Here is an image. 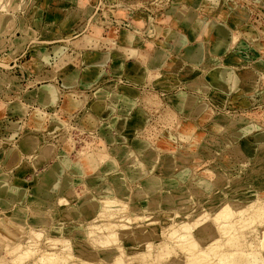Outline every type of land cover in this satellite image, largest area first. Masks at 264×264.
<instances>
[{
    "label": "rangeland",
    "instance_id": "374dc122",
    "mask_svg": "<svg viewBox=\"0 0 264 264\" xmlns=\"http://www.w3.org/2000/svg\"><path fill=\"white\" fill-rule=\"evenodd\" d=\"M185 1L187 0H183L182 2ZM191 1L196 5L195 9L198 10V15L195 14L194 16L196 17L195 19H197V22L202 23L201 26L211 20L217 23L215 29H217L218 32L231 30L230 32L233 35H236L230 38H226L223 35V41H227L230 44L228 49L221 55H214L215 58L213 61H210L212 59H208L206 63L196 66L197 69L202 70L198 72H195L194 69L190 68L194 67V65L192 63L189 64L187 51L195 50L188 49V39L184 34L181 35L185 38L186 46L180 47L182 48L181 50H176L173 48L175 42L172 43L174 39L172 38L170 40V44L172 43L170 46L167 41L171 36L170 33H175L173 30H167L164 32L167 44L164 41L162 42L158 36L152 35L148 32V28H152L151 24L152 22L154 23V20L157 22L156 28L159 26L167 27V25L172 27V24L166 23L165 20L166 16H169V12L170 15L172 14V17L175 16L173 17L172 23L176 26L177 23L175 22V18L177 13L187 15L189 10V8H187L188 5L186 6L184 3L183 4L186 7L182 5V10L173 8L174 6L180 5V3H182L181 0H95L94 4L84 6L83 9L86 13L85 16L87 19L78 26L81 35L94 33L101 38L103 45L110 43V46H115L118 42L125 41V34L128 35L132 42H135V34L138 33L137 31H135L136 33L133 32L131 28H135L136 25L140 29L144 28V31L148 34L147 36L145 35V37L148 38V43L145 39L147 43L146 49H149L148 51L152 54V61H155L158 58V53L155 51H164L166 60L164 59V62L159 63L158 68L156 67L157 69H149L150 79L156 75V72H159L161 76L155 80H148L147 73L132 72V74L130 73V76L134 78L132 79L131 77H128L130 80L132 79V84L128 86L138 87L140 90L137 88H131V91L127 90L124 92V94H134V96H137L136 92L139 91L140 97L138 96L137 107L143 108L145 115H147V124L144 127H142V125L136 126V129H138L136 132L135 127L128 126V118L116 117L111 124L114 130L111 132L106 128L103 132L99 124L94 127H89L87 120L83 119L81 111L74 110L68 112V115L66 116H61L58 109L53 108V110L48 113L45 109L38 107L31 117V120L35 121L38 125L37 131L38 134L44 138L42 140L51 143L50 146L52 148H46V151H49V154L42 163L38 162L36 171L32 173L34 174L33 176H36L37 178L36 189L34 188L35 183H33V180H31L30 183V193L34 195L33 203H29L28 206H25L26 210H24V214H19L20 216H13L8 212L0 215V257L4 260V264H22L24 261V259H21V256H18V258L17 256L13 257L12 254L14 252L9 253L12 248L8 249L7 246L4 245L9 240L12 244H17L19 241L23 244V247L25 246L27 248V245H30V249H28L33 252L31 253L33 254L32 256L39 257L36 262L33 257L28 259V255H25L26 257L24 258H27V261L24 264H54L52 257L58 256V253L56 252L59 249L61 250H59V256H65L69 252V247H72L69 252L71 253V251H74L75 248L77 249L79 245H82L79 243L80 241H88L90 236L94 237V235L89 233V231L91 232L92 230L104 234H108V232L109 234L110 232L120 234L118 237L121 240L119 239V241H117L118 243H122L125 238L124 236L128 235L129 232L131 233V231L133 232V230H138L139 234L142 232L143 234L145 233L148 235L151 234L150 232L157 231L160 240L157 241V239H154L155 242H152L154 247L149 243L137 242L133 245L134 249L132 250V253H122L113 260H102L104 246L108 243H100L98 245L99 242L94 243L89 240L92 242L89 244L90 255L88 256H90L89 258H92L89 259L90 264H100L101 261L99 260H102V262L105 261L106 264H138L140 262L138 261V257H144V262H146L145 257H148L150 251L152 255L149 254L148 259L149 262H151V257L154 255V252L163 249L165 242L168 244L173 242L172 244H174L175 247L178 248L177 250L180 251V255L185 256L188 252H186L188 245L185 244L184 246L183 239V242L181 240L180 243L176 238L169 235L171 234V231L169 232V230H171L169 227H173L174 220L181 219L183 220L182 225L187 222L191 225L194 223L193 219L196 218L198 223L193 224V229L189 228V230H191L188 231V228H183L182 230L184 232L186 231L185 233L192 232L193 235L199 234L198 232L203 233L205 232V229L203 230L202 228L205 225L207 227L209 225L211 228L216 227L215 225L218 223L215 218V213L218 207L221 206L219 203L225 201L228 202V208L232 209L231 215H229L228 218L231 217L229 219L226 218L230 220L228 222H233L232 236L233 234H239L240 237L244 239L242 233L255 228L260 229L262 227L261 225H264V220L262 219L264 218V211H261L262 208L257 207L256 212L259 208L261 209L257 212L258 214L254 213L255 210L252 208L255 207L253 205L259 204L257 200H264V0H218L217 12L213 11L214 13L210 12L209 7L212 0ZM198 8H201L202 12L204 14L206 13L205 15L210 16L208 17L209 20H206L199 15ZM137 15L141 16L137 17ZM190 15L191 13L188 14V16ZM136 18H138L139 21ZM220 21H223L224 25L228 22L229 28L226 26H219L218 23ZM187 27L192 32L194 38L200 39L199 37L202 35L197 34L198 32L193 33L192 27ZM152 29H154V26ZM127 31L130 33H127ZM139 34L142 35L141 33ZM216 34V32L208 34L205 36V40L216 41ZM66 38H70V36H67ZM233 38L235 39L233 40ZM155 41H158L157 43L162 45L161 49L155 46ZM202 42L203 41L199 40L198 46ZM214 44L215 42L211 45V51L213 54H218ZM189 45L193 44L191 43ZM124 46H126V44ZM39 51L47 52L45 48H42ZM15 52L16 50L10 52V54L12 55ZM104 56L105 55H100V60H103ZM143 56L147 55L144 53ZM77 57L81 60L82 54L77 52L68 53V55L65 56V62H67L66 67L71 68L73 65L74 67H76V65H82L80 64L81 61L76 62L78 59ZM141 58L142 56H139L138 59L137 57H129L126 60V64H129L131 67L137 61L141 60ZM46 59L48 60L44 65H49L50 55H48V58ZM71 60H73L75 64H73ZM62 61L63 60L60 59L55 67L61 64ZM208 61L210 62L208 63ZM169 62L171 67L165 68L164 65L167 66ZM38 63L40 62L38 61ZM92 63L95 62L89 64V71L87 69L88 72L92 70L91 73L86 74H89L90 77L93 78L92 80H94L95 77L101 76L99 73L101 72V67L96 68V64ZM152 63L156 65L155 62ZM153 64H150V67H152ZM107 66L108 65H106L105 68V74H107L105 80H114L113 83L104 84L109 90H113L112 87H115L114 83L117 85V81L121 84H123V82L130 83L126 78L127 74L124 73L125 71L123 72L124 65L122 62L118 64L117 68H115L116 72H118V70V73L122 72V74L118 76L113 73V68L108 66L110 68V70H108L109 68ZM210 67L212 79L214 68L222 67L223 70L228 71L229 80L227 86H231L236 78L239 80L241 79L237 88L238 90L225 94L220 91V89L224 90L227 87L219 86L214 80L215 84L220 88H218V90L211 82V78L206 76L205 70ZM137 69L139 68L137 67ZM143 69L146 70L145 68ZM3 70L4 71L0 70V80L4 81L0 82V86L3 82L7 86V83L10 82L9 80H15L16 78L10 73L5 72L7 69ZM9 71H13L12 73L16 74L14 70ZM61 72L68 75L72 70L67 71L65 69ZM78 72L79 70L75 71V74L72 75L74 80ZM135 80L138 82L147 80V83L143 84V81L142 84H135ZM204 81L211 84V89L206 92L200 91L196 88L197 85H203ZM9 86L4 88V93L6 97H8V106L12 108L14 113L23 115L26 112V106L20 101H11V99H13L10 94V89L12 88L11 82ZM120 86L126 87L125 85ZM120 86L115 88L114 93L118 92ZM141 86L143 88H141ZM97 89L98 87L95 88L93 95L97 92ZM85 92L86 91H83L82 93L85 94ZM48 93L50 99H52V101L55 100L54 106L60 105V92L53 91ZM183 94L192 95L200 102H203L198 103L191 98L187 101L184 110L193 114L195 118L190 117L181 111L180 104H184V100L176 99V97ZM78 96L79 95H76L75 99L71 98L70 101L66 103V107H76L78 104H82L83 106L85 103L84 98L82 97V99ZM85 106H87L86 103ZM95 108L97 109V105ZM101 110L102 111L98 113L104 112L106 106L104 105V108ZM138 113L142 114L140 110L136 111L132 117L133 123L130 121L133 126L137 125L134 121L135 118L139 116ZM122 114H124V112H122ZM92 116L95 117V115ZM92 116H90L89 119H91ZM12 124L15 126L14 123ZM24 124V121H21V125ZM41 129L43 131H41ZM35 139L34 137L28 139L32 141L31 144L33 146L36 142ZM129 143H132V145ZM30 147L32 146L30 145ZM39 150L40 149H38V151ZM154 153H156L157 156L154 164H152L149 159ZM170 153L175 155V159L173 156V158H171L172 160H167V165L172 169L171 171H167V169H165L166 167L162 166L165 161V156L170 155ZM136 154L138 160H135L134 158L132 159V156ZM87 155L94 156L98 159H95V164L93 163L94 165L90 166L86 163L87 166H85L86 164H83L85 163L84 158H86ZM82 158L84 159V162L82 161ZM107 158H111L115 162L116 168L114 172H105L103 169ZM67 159H70L69 161L71 164L73 163V165H75L73 168L65 166L64 163ZM181 160L183 161L181 162ZM60 163L61 165H64L66 171L62 170L63 168ZM75 163L77 165L79 164L78 168ZM141 163L144 164L145 169L144 166L142 167ZM95 165L98 167H95ZM141 167L142 172L139 173ZM50 168H55L57 171H60L61 176H57L60 179L62 178V180L65 178V175L73 177V184L69 186L70 188L65 194L62 195L64 188L61 192L51 189L52 193L55 195L53 204H49V201L52 199H48L47 192L41 188H44L45 184L47 187L49 180L51 181L50 184H55L56 179L49 178L47 180L45 177V172L47 170L49 171ZM186 170H191V175H188ZM94 173L96 177L99 176L97 178L98 182H93L89 179L91 176H94ZM115 173L117 175L118 173H122L121 175H118L120 179H115ZM50 174H52V172H49L48 176ZM30 176L31 174L29 176L25 174L24 177L28 179ZM122 177L124 179H121ZM172 178L174 180L173 182ZM43 181L45 183L41 186L40 183L43 184ZM121 181L125 184L123 186H125L126 189L127 185H129L127 190L130 189V193L125 190L126 194H124V191H121L123 190L121 188ZM102 182L113 190L111 191L112 194L114 193L112 199L116 201V203H109L108 205L105 203L104 206L100 205V210L96 213L97 215L94 214L89 216L84 210V204L88 201L85 198L91 192L96 195L94 201L104 197V195H102L103 189L97 187L98 184H101ZM117 184H120L121 186H116ZM204 184H206L205 192L203 188ZM115 187H118L121 193L118 191L119 189H115ZM57 193L59 195H57ZM59 198H62L64 201L58 202ZM179 198L182 199L179 200ZM44 199L47 200L45 201ZM152 201H155V204ZM40 202L43 205H40ZM182 206H185V209ZM103 210L104 212H102ZM45 212L52 217V220L49 222L47 220L46 223L42 224L36 222V220L39 219V215L45 214ZM246 214H250V218ZM251 214L255 216L253 217ZM241 215H243V217ZM234 218L241 221V224L240 222L239 224L236 222V224L234 222L236 219L234 220ZM226 219L225 222H227ZM13 223H15V226H12ZM93 224L94 226H92ZM41 225L44 226L42 227ZM91 226L92 229H89L88 227ZM163 226H165L164 229ZM238 226L241 227L239 228ZM17 227L20 228V233H16V235L9 234V228L15 230ZM104 227L106 229H104ZM43 230L45 231L43 232ZM78 230L82 232L84 231V233L81 232V238L78 237L80 236V233H77L79 232ZM215 231L217 235L221 233L219 227ZM38 232L43 236H41V240H38V237H35V233L37 234ZM76 233L78 234L77 236ZM87 235L89 237H87ZM75 238H78V240ZM114 238H117V236L115 235L111 238L112 243ZM149 238L152 239V236ZM52 239H57L67 243V245L71 244L72 246L69 245L68 248H64L65 251L63 245L61 247L58 245L59 248H57V244H55L56 247L54 245L52 246V243L50 244L49 242ZM38 241L41 242L38 243ZM186 241L187 240H185V242ZM188 242H190V239L187 243ZM36 243L40 244V248H34V246H37ZM75 243L79 244L77 245ZM115 243L114 240L112 245H115ZM243 243L246 245L242 246L245 250H256L255 252L253 251L254 253L251 252V255L255 256L257 251H261L259 252L260 255L259 253L256 255H263L262 257H264V254H262L264 253V245L261 242V239H250L248 243L244 240ZM48 244H50V247ZM179 247H181V249ZM185 247L186 249H184ZM226 247L233 248L234 246L228 245ZM20 248L21 247H19V249ZM15 251H18V249ZM34 251H37L39 254ZM62 251L66 253L63 252V254L61 253ZM54 252L56 255L53 254ZM74 252L76 254L77 250ZM51 253L54 256L50 255ZM69 253L67 255L71 260L69 259L70 262L68 261L67 263H74L72 262V258H74L73 256H75V254ZM31 254L29 252L30 257ZM131 254L134 255L132 256ZM49 257H51V261L49 260ZM154 257L158 258L156 255ZM16 258L17 260H15ZM211 259V262L214 261V258ZM210 261L208 260V263ZM163 262L164 260H154L153 264H163ZM211 262L210 264H213L215 261L213 263ZM263 263L264 260L260 264ZM164 264L167 263L164 262Z\"/></svg>",
    "mask_w": 264,
    "mask_h": 264
},
{
    "label": "crops",
    "instance_id": "0c3cea01",
    "mask_svg": "<svg viewBox=\"0 0 264 264\" xmlns=\"http://www.w3.org/2000/svg\"><path fill=\"white\" fill-rule=\"evenodd\" d=\"M182 1L183 0H181V2ZM94 2L95 0H62L61 3L60 0H0V70L4 71L3 69H7L5 72L10 73L17 79L9 80L12 84L10 94L13 99H11V101H20L26 106V112L23 115L12 111V108L8 106V97H6L4 93V88L8 87L10 82L7 83V86L3 82L0 86V215L8 212L13 216H20L19 214H24L23 212L26 210L25 206H28L29 203H33L34 195L30 193V183L31 180H33V183H35L34 188L36 189L37 178L36 176H33L34 174L32 173L36 171L38 162L42 163V161L45 160L46 156L49 154V151L47 152L46 148H52L50 146L51 143L44 142L45 140H42L44 138L39 135L37 131L38 125L35 121L31 120V117L38 107L45 109L48 113L51 112L53 108L58 109L61 116H66L68 115V112H72L74 110L81 111L83 119L87 120L89 127H94L99 124L103 132L106 128H108L111 132L114 130L111 124L116 117L128 118V126L135 127L136 129V126L139 125L133 126L130 121L132 122V117L138 110H140L145 117V124H142V127L147 124V115H145L143 108L137 107L138 96L140 97L139 91L136 90L137 96H134V94H124V92L127 90L131 91V88H137L140 90L138 87L128 86L132 84L131 80L134 78L130 76V73L132 74V72L147 73L148 80H155L161 76L159 72H156V75H153L154 77H151L152 79H150L149 69H157L158 64L164 62V59L166 60L164 51L154 50L158 53L157 55L161 56H158L155 61H152V54L148 51L149 49H146L148 38L145 37V35L147 36L148 34L144 31V28L140 29L136 25L135 28H131L133 32L137 31L138 33L135 34V42H132L128 35L125 34V41H120V43L118 42L115 46H110V43L103 45L101 38L94 33L81 35V31L78 26L87 19L83 8L85 5L94 4ZM183 3L186 4V6H189H187V8H189L187 15L190 14L189 11L198 15V10L195 9L196 6L191 0L182 2L180 5L174 6L173 8L182 10L181 6L184 5ZM198 9L199 15L204 17L206 20H209L208 17L210 16L205 15L206 13L204 14L201 8ZM74 11H78V16L76 18L72 16ZM173 17L169 12V16H166L165 19L166 23L172 24V27L167 25V27L171 28L161 26H159L160 28H156L157 22L154 20V23L151 21L152 28L154 26V29L149 27L148 32L152 35L158 36L162 42L164 41L166 43L164 32L167 30H173L176 34H184L188 39V43L193 44H188L189 50L198 49L199 40L204 41L206 37L202 35L199 37L200 39L194 38L192 36V32L185 24L179 22L175 26L172 23ZM218 25L221 27L229 26L228 22L224 25L223 21H220ZM127 33L130 32L127 31ZM67 36H70V38H66ZM145 39L147 40V43ZM171 39V37L167 39L169 46L174 43V41H172L170 44ZM155 42V46L161 49L162 45L158 44V41ZM213 42L215 41H209L207 43L208 47L211 48ZM125 44L126 46H124ZM131 46H134L135 48ZM42 48H45L48 53L39 51ZM173 48L176 50L182 49L177 45H174ZM15 50L16 52L11 55L10 52H14ZM70 52L82 54L81 60H79L78 57L76 60V62L81 61L80 64L82 65H76V67L73 65L71 68L66 67L67 62H65V56H67ZM144 53L147 56H143ZM48 55H50V64L44 65L47 63L46 61L48 59L46 58H48ZM100 55H105L102 62L99 61L101 58L99 57ZM139 56L147 58L149 63H143L141 58L142 61H137L131 67L129 64H126L127 58L137 57L138 59ZM60 59L63 61L55 67L56 63L60 61ZM206 59L207 56H204L201 59L202 61H200L197 65L199 66L200 64L206 63ZM38 61L40 63H38ZM71 61L73 62V60ZM91 62H95L92 64H96V68L97 66L101 67V72H99L101 76L95 77L94 80H92L93 78L89 75L92 70L88 72V66ZM121 62L124 65L123 72L125 71L124 73L127 74L126 78L130 81V83L128 84L123 82V84H121L117 81V85L114 83L115 87H112L113 90H109L104 84L113 83L114 80H105L107 77V74H105L106 65L113 68V73L118 76L122 74V72H116L115 68H117L118 64ZM152 62H155L156 65ZM188 62L191 64L189 60ZM73 64L75 63L73 62ZM150 64H153L152 67L149 66ZM137 67L139 69H137ZM164 67L170 68V62L167 66L164 65ZM190 68L194 69L195 72L202 71L195 67ZM65 69L67 71L72 70V72H69L70 74H66V76L64 72H61ZM210 69L211 67L205 70L206 76L211 78V82L218 89L219 87L215 84V81L211 77ZM9 70H14L16 74H13V71ZM78 70L79 72L74 80L72 75ZM108 70H110V68ZM86 73L89 74L87 75ZM128 77H131L132 79L130 80ZM240 80L236 78L231 86H227L224 90L219 89L225 94L237 91ZM2 81L4 80H0V82ZM135 82V84H142V82H138L137 80H135ZM146 83L147 80L143 82V84ZM120 85H125L126 87H121ZM118 86H120L118 92L114 93L115 88ZM97 87V92L93 95L95 88ZM210 87L211 84L204 81L203 85H197L196 88L200 91L206 92L211 89ZM141 88L143 87L141 86ZM53 91H58L60 92L59 94H61L60 105L58 106H54L55 100L52 101V99H50L48 92ZM83 91H86L85 94L82 93ZM76 95H79V98L83 97L87 106H85L84 103L83 106L82 104H78L76 107H66V103L70 101L71 98L75 99ZM190 98L198 103H203L196 97L189 94H183L176 97V99L184 100V104H180L181 111L186 115L195 118L193 114L184 110L187 105V101ZM102 103L106 106V110L102 113H98L99 110L96 109L95 106ZM122 112H124V114H122ZM92 115H95L94 121L89 119ZM21 121H24L25 124L21 125ZM12 123H14L15 126ZM137 130L138 129H136V132ZM41 131L43 130L41 129ZM33 137L34 139L36 138V142L34 146L30 147L31 143L28 139H32ZM114 138L112 139L115 140ZM129 144L132 145V143ZM38 149L40 150L38 151ZM62 168V170L66 171L63 166ZM49 172L61 176L60 171H57L55 168H50L49 171L47 170L45 172L46 178ZM25 174H27V176L31 174V176L26 179V177H24ZM93 175L94 176H91L89 179L93 182H98L97 178L99 176L96 177L95 173ZM63 179H65L68 184L64 187L62 195L65 194V192L70 188L69 186L73 184V177L65 175V178ZM44 183L45 182L43 181V184L40 183V185L43 186ZM44 186L46 187V184ZM49 193L52 194V190L49 191ZM48 199L51 198L48 197Z\"/></svg>",
    "mask_w": 264,
    "mask_h": 264
},
{
    "label": "bare ground",
    "instance_id": "6f19581e",
    "mask_svg": "<svg viewBox=\"0 0 264 264\" xmlns=\"http://www.w3.org/2000/svg\"><path fill=\"white\" fill-rule=\"evenodd\" d=\"M3 1V0H2ZM60 3H61V1H60ZM5 4V3H4ZM217 4H218V0L217 1H214V0H212L211 2H210V12H213V11H215V12H217L216 11V9H217ZM199 5V4H198ZM7 6V5H6ZM185 6V5H184ZM183 6V7H184ZM196 6V5H195ZM186 7V6H185ZM183 9V8H182ZM191 13V15L190 16H188V15H185V14H183V13H177V16H176V18H175V22L178 24V22H181V23H183V24H185L186 25V27L187 26H190V27H192V30H193V33H197V34H199V35H203V36H207L208 34H210V33H212V32H216L217 34H216V41H215V47H216V50L218 51V54H213L212 53V51H211V48L210 47H208V42L209 41H203L202 43H200L199 44V46H198V49H196L195 51H187L188 53H187V55H188V60L194 65V67L195 68H197L196 66H198L197 64H199V62L200 61H202L201 59L204 57V56H207V59L206 60H208V59H212V60H210V61H213L214 60V55L216 56V55H221V54H223L227 49H228V47H229V42H224L223 41V38H222V36L224 35V37H226V38H230V37H234V36H236V35H233L230 31L231 30H223V32H218L217 31V29H215V27L217 26V23L216 22H214V21H207L206 23H204L203 24V26H201L202 25V23H200V22H197L196 20L197 19H195L196 17L194 16L195 14L193 13V12H190ZM214 13V12H213ZM72 16H74V18H76L77 16H78V11H74L73 13H72ZM139 15H137V17H138ZM141 16V15H140ZM139 16V17H140ZM136 17V16H135ZM142 18V17H141ZM136 19H138V18H136ZM240 20V19H239ZM238 20V21H239ZM138 21H139V19H138ZM140 22H142V21H140ZM144 24V23H143ZM194 31H196V32H194ZM232 34V35H231ZM170 37L171 38H173L174 39V42H175V45H177V46H179V47H182V46H186L185 45V38L181 35V34H176V33H173V32H171L170 33ZM236 38V37H235ZM235 38H233V40L235 39ZM206 44V45H205ZM233 44V43H232ZM174 46V45H173ZM158 56H161V55H158ZM99 61H102V60H100L99 59ZM98 61V62H99ZM210 61H208V63L210 62ZM207 62V61H206ZM143 63H146V64H148L149 62L147 61V58H143ZM196 63V64H195ZM207 63V64H208ZM97 64H99V63H97ZM150 66V65H149ZM97 68H100V66H97ZM118 72H119V70H118ZM234 77H236V76H234ZM73 78V77H72ZM235 79V78H234ZM238 79V78H237ZM213 80H215L216 81V83H218V85L219 86H221V87H223V86H226L227 87V85H228V80H229V76H228V71H226V70H223L222 69V67H216V68H214L213 69ZM232 80H233V78H232ZM231 82V81H230ZM57 95V94H56ZM58 96H59V94H58ZM58 99H59V97H58ZM192 99V98H191ZM57 102V101H56ZM23 108V107H22ZM102 108H104V104L102 103V104H97V109L99 110V112L100 111H102L101 109ZM24 110H25V108H24ZM139 114V116L137 117V118H135V121H134V123H136L137 125H142V124H144L145 123V117H144V115L143 114H141V113H138ZM90 120H92V121H94L95 120V117L94 116H92L91 117V119ZM133 120H134V118H133ZM29 142L31 143L32 141H30L29 140ZM31 146H33L32 144H30ZM163 146V145H162ZM251 148V147H250ZM173 153V152H172ZM172 153H170V155H167V156H165V161H164V164H163V166L162 167H166L165 169H167V171H171L172 169L167 165L168 164V162H167V160L168 159H170V160H172L171 158H173V156H174V159H175V155L174 154H172ZM151 154V153H150ZM91 155V154H90ZM178 155V154H177ZM156 156H157V154L156 153H154V154H152V156H151V158L149 159V161L150 162H152V164H154V161L156 160ZM179 156V155H178ZM67 157V156H66ZM138 156H137V154L136 155H133L132 156V159L134 158L135 160H138V158H137ZM186 157V156H185ZM181 158V157H180ZM83 159V158H82ZM81 159V160H82ZM85 159V163H83V164H89L90 166L91 165H94L95 163V159L96 160H98L96 157H94V156H89V155H87V157L86 158H84ZM84 159L82 160L83 162H84ZM129 159V158H128ZM183 159V158H182ZM70 159H67V160H65V166L66 167H70V168H73L75 165H73V163L71 164V162L69 161ZM186 160V159H185ZM183 160H181V162H182ZM97 162V161H96ZM180 162V161H179ZM94 163V164H93ZM76 164V163H75ZM87 164L85 165V166H87ZM77 165V164H76ZM79 165V164H78ZM78 165H77V168H78ZM88 165V166H89ZM141 165H142V167L144 166V164L143 163H141ZM62 166L64 167V165L62 164ZM97 165H95V167H96ZM151 166V165H150ZM98 167V166H97ZM142 167L140 168V172L139 173H141L142 172ZM161 167V166H160ZM81 168V167H80ZM115 168H116V164H115V162L111 159V158H107V160H106V162H105V164H104V166H103V169L105 170V172H114L115 171ZM95 169V168H94ZM144 169H145V166H144ZM191 171V170H190ZM190 171H188V170H186V172L188 173V175H191V172ZM79 172H81V171H79ZM147 172V171H146ZM169 173V172H168ZM190 173V174H189ZM122 174V173H121ZM121 174H119L118 173V175H121ZM53 175V176H52ZM116 173H115V179H120L119 178V176H118ZM142 176V175H141ZM51 179V178H54V179H56L55 180V184H50V180H49V183H48V187H41L44 191H48L47 192V194H48V197H50L52 200H48L49 201V204H53L54 202V198H55V195L52 193H49V191H51V189H53V190H56V191H62V189L65 187V185L67 184V182H66V180L65 179H63L62 180V178L60 179L57 175H55V174H50L48 177H47V180L48 179ZM134 178V177H133ZM136 178V177H135ZM59 181H58V180ZM121 179H124L123 177L121 178ZM58 181V182H57ZM174 180H173V178H172V182H173ZM118 182H120V181H118ZM122 182V181H121ZM116 183H117V181H116ZM207 184V183H206ZM206 184H204L203 185V188H204V192L206 191ZM120 184H117L116 186H119ZM123 185H125V184H123V182H122V186H121V188L123 189V190H121L122 192L124 191V194H126L125 192L126 191H129V190H127L128 189V186L129 185H127V189H126V187L125 186H123ZM114 186V185H113ZM86 187V186H85ZM97 187H100V189H103V194L102 195H104V197H101V198H99V200H95L94 201V199H95V196L96 195H94L93 194V192H91L90 194H88L87 195V197L85 198L86 200H88L87 201V203H85L84 204V210L86 211V213H87V215H97L96 213L98 212V210H100L99 209V206L100 205H103L104 206V204L105 203H107L106 205H108L109 203L111 204V203H116V201H114L112 198H113V196H114V193L112 194L111 193V191H113V190H111V188L110 187H108L104 182H102L101 184H98V186ZM116 188H118V187H115V189ZM130 188H131V186H130ZM201 188V187H200ZM119 189V188H118ZM126 190V191H125ZM85 191V190H84ZM118 191H120V189L118 190ZM121 191H120V193H121ZM251 191V190H250ZM59 192V193H60ZM117 192V191H116ZM119 193V194H120ZM129 193H130V191H129ZM249 193V192H248ZM117 194V193H116ZM123 194V195H124ZM127 194H128V192H127ZM57 195H59L58 193H57ZM56 195V196H57ZM113 195V196H112ZM121 195V194H120ZM180 195V194H179ZM254 195V194H253ZM46 197V196H45ZM44 197V198H45ZM116 198H117V196H116ZM180 199H182V198H179V200ZM185 199V198H184ZM45 201L47 200V199H44ZM120 200V199H119ZM62 201H64V200H62V198H59V201L58 202H62ZM260 201V202H259ZM42 202H44V201H42ZM120 202V201H119ZM152 202H154V204H155V201H152ZM237 202V201H236ZM255 202V201H254ZM257 202L259 203V204H255V205H253V206H255V207H252L254 210H255V212H254V210H253V212L254 213H256V214H258L257 212H259V209L260 208H262V210L261 211H264V200L263 201H261V199H259V200H257ZM222 203V204H221ZM221 203H219L221 206L220 207H218V209H217V211H216V213H215V215H216V219H214V220H216L217 221V223L218 224H216L215 226L217 227H209V225H208V227L205 225L202 229L204 230L205 229V232H203V233H201V232H198L199 234H192V232L191 233H185L182 229L183 228H188V231H190L191 229H193V224H197L198 222L196 221V218L195 219H193V221H194V223H192L191 225L189 224V222H187V223H185V224H183L182 225V222H183V220H181V219H175L174 220V223H173V227H169V229H171V230H169V232L171 233V234H169V235H171V237L173 236V238H176L177 240H178V242H180L181 243V240L183 239L184 240V242H185V240H187V241H189V239H190V242H188L187 243V241L184 243L183 242V240H182V242H183V244H184V246H185V244H187L188 246H187V250H186V254H185V256L183 255H180V251H178L177 249L178 248H176L175 247V245L174 244H168V243H164L165 245H164V248L163 249H159V250H156L155 252H154V255L151 257V262H149V254H151V251H150V253L148 254V257H145L146 258V262H144V257H142V258H139L138 257V261H140L138 264H153V261L154 260H164V262L165 263H167V264H210V260H212L211 258H214L213 260L215 261H212L211 263H215V264H260V263H262V261L264 260V257H262V256H257L256 254L257 253H259V252H261V251H257L256 253H255V256L254 255H251V252L252 253H254L255 251L254 250H250V251H248L247 249L245 250L242 246L245 244V243H243V241L244 240H246V242L248 243V241L250 240V239H254V238H259V239H261V242L263 243V245H264V225H261L262 227L260 228V229H252V230H250V231H246V232H244V233H242L243 235H241V236H243L244 237V239H242L241 237H240V235L239 234H233V236H232V233H233V222L232 223H230V222H228V221H230V220H228L229 218H228V216L229 215H231V210L232 209H229L228 208V202H221ZM253 203V202H252ZM256 203V202H255ZM179 204H181V203H179ZM196 204V203H195ZM235 204V203H234ZM242 204V203H241ZM263 204V205H262ZM40 205H43L41 202H40ZM114 205V204H113ZM153 205V204H152ZM151 205V206H152ZM183 205V204H182ZM186 205V204H185ZM252 205V204H251ZM102 206V207H103ZM110 206V205H109ZM154 206V205H153ZM230 206V205H229ZM263 206V207H262ZM183 207V206H182ZM231 207H232V205H231ZM257 207H260L258 210H257V212H256V209H257ZM184 209H185V206L183 207ZM233 208V207H232ZM236 208V207H235ZM117 210V209H116ZM122 210V209H121ZM195 211H197V210H195ZM43 212H44V210H43ZM102 212H104V210L102 211ZM115 212V211H114ZM117 212V211H116ZM237 212V211H236ZM251 212V211H250ZM111 213V212H110ZM109 213V214H110ZM253 213V214H254ZM264 213V212H263ZM70 214V213H69ZM199 214V213H198ZM253 214H251V215H253ZM108 215V214H107ZM236 215V214H235ZM246 215H248V214H246ZM250 215V214H249ZM249 215H248V217H249ZM48 218H47V217ZM70 216H71V214H70ZM202 216V215H201ZM204 216V215H203ZM206 216V215H205ZM233 216H234V214H233ZM242 217H243V215H241ZM241 216H239V217H241ZM245 216V215H244ZM255 215H253V217H254ZM258 216V215H257ZM260 216V215H259ZM264 216V215H263ZM262 216V217H263ZM247 217V216H246ZM252 217V218H253ZM46 218V219H45ZM96 218H97V216H96ZM135 218H136V216H135ZM178 218V217H177ZM201 218V217H200ZM223 218V219H222ZM226 218H228V219H226ZM250 218V217H249ZM249 218H248V220H249ZM258 218V217H257ZM256 218V219H257ZM260 218H261V216H260ZM132 219V218H131ZM225 219L227 220V222H225ZM236 218H234V220H235ZM246 219V218H245ZM263 220H264V218H262ZM48 220V222L49 221H51L52 220V217L50 216V215H48L46 212H45V214H40L39 215V219H37L36 220V222H39V223H46V221ZM177 220V221H176ZM191 220V219H190ZM197 220H199V219H197ZM233 220V221H234ZM237 220V221H236ZM234 222L236 223V222H238V224H239V222H240V224H241V221H238V219H236ZM241 220V219H240ZM243 220V219H242ZM192 221V222H193ZM207 221V220H206ZM243 221H245V220H243ZM256 221V220H255ZM254 221V222H255ZM154 222V221H153ZM191 222V221H190ZM249 222V221H248ZM253 222V221H252ZM51 223V222H50ZM112 223V222H111ZM209 223V222H208ZM211 223V222H210ZM234 223V224H235ZM243 223V222H242ZM261 223H262V220H261ZM264 223V222H263ZM27 224V223H26ZM178 224H180V225H178ZM215 224V223H214ZM237 224V223H236ZM73 225V224H72ZM76 225H78V224H76ZM199 225V224H198ZM213 225V224H212ZM248 225V224H247ZM7 226V225H6ZM12 226H15V223H13V225ZM42 226V225H41ZM44 226V225H43ZM42 226V227H43ZM49 226V225H48ZM92 226H94V224L92 225ZM92 226L91 227H88L89 229H92ZM114 226V225H113ZM254 226V225H253ZM30 227V226H29ZM121 227V226H120ZM218 227H219V231L221 232L219 235H217L216 234V229H218ZM239 227V226H238ZM241 227V226H240ZM239 227V228H240ZM7 228V227H6ZM45 228H47V227H45ZM87 228V227H86ZM87 228V229H88ZM165 228V226H163V229ZM168 228V227H167ZM166 228V229H167ZM189 228H191L190 230H189ZM194 228H195V225H194ZM242 228H243V226H242ZM10 230V232H9V234H11V235H16V233L18 234V233H20V228L19 227H17V228H15V230L13 229V228H9ZM44 229V228H43ZM88 229V230H89ZM104 229H106L105 227H104ZM165 229V230H166ZM209 229V230H208ZM236 229H237V227H236ZM235 229V230H236ZM40 230V229H39ZM88 230H87V233H88ZM108 230V229H107ZM164 230V231H165ZM234 230V231H235ZM240 230V229H239ZM32 231L34 232V230L32 229ZM45 230H43V232H44ZM72 231V230H71ZM79 231V230H78ZM98 231V230H97ZM112 231V230H111ZM161 231H162V229H161ZM163 231V232H164ZM187 231V232H188ZM30 232H31V230H30ZM74 232V231H73ZM82 231H79V232H77L78 234L80 233V236H78L79 238H81V235H82V233H84V231L81 233ZM108 232V231H107ZM75 233V232H74ZM76 233V236L78 235ZM89 233H91V235H94V237H92V236H90V238L88 239V241L87 240H83L82 242L80 241H78L80 244H82V245H79V247L76 249L75 248V250H77V252H76V254H75V250L74 251H71V253H69L70 252V250H71V248L69 247L68 248V246L69 245H71V244H68L67 245V243H65V242H62V241H59V240H57V239H52V240H50L49 242H50V244L52 243V246L54 245L55 246V244H57L56 246H57V248H59V246L61 247L62 245H63V249L64 248H68V250H69V254H75V256H73L74 258H72V262H74V263H67L68 261H69V259H70V257L66 254L65 256L63 255V256H59V250L56 252V253H58V256H54V255H56L55 254V252L53 253L54 255H52V253L50 254V255H52V256H54V257H52V260L54 261L53 263L54 264H90V261H89V259H92V258H89L90 256H88V255H90V253H89V249H90V245L89 244H91L92 242L91 241H93L94 243H97V242H99L98 243V245L100 244V243H108L106 246H104V253H103V258H102V260H113V259H115V257H118L119 255H121L122 253H127V252H130V253H132V250L134 249V247H133V245L135 244V243H137V242H139V243H141V242H145V243H149V244H151L153 247H154V244H152V242L154 243L155 241H154V239L156 240L157 239V241H159L160 240V236H158L157 234V231L155 232H150L151 234L150 235H148V234H143L142 232L139 234V231L138 230H133V232L131 231V233L129 232L128 233V235H126V236H124L125 238H124V241L121 243V242H117V241H119V235L120 234H117V233H115V232H110V234H109V232H108V234H104V233H102V232H96V231H89ZM101 233V234H100ZM219 233V232H218ZM240 233V232H239ZM162 234V233H161ZM165 234H167V233H165ZM75 235V234H74ZM117 236V238H114L113 239V243H114V240H115V242L117 243H115V245H112L113 243L111 242V238L113 237V236ZM175 235V236H174ZM216 235V236H215ZM42 236V234L40 233V232H38L37 234L35 233V237H38V240H41V238L43 237H41ZM150 236H152V239H150L149 237ZM214 236V237H213ZM39 237H40V239H39ZM87 237H89L88 235H87ZM222 237V238H221ZM85 238H86V236H85ZM149 238V239H148ZM74 239V238H73ZM75 239H77L78 240V238H75ZM169 239V238H168ZM80 240V239H79ZM89 240H91V241H89ZM121 240V239H120ZM173 241V240H172ZM41 241H38V243H40ZM169 242V241H168ZM38 243H36V245L37 246H34V245H32V246H34V248L35 247H39L40 248V244H38ZM79 243H75V244H79ZM194 243V244H193ZM253 243V242H252ZM50 244H48V246L50 245ZM103 244V245H104ZM148 244V245H149ZM261 244V243H260ZM2 245V244H1ZM4 245H6L7 246V248L8 249H10V248H12V249H10L11 251H9V253H13L12 254V256L13 257H16L17 256V258H18V256L20 257H22L21 259H24V261L22 262V264H24L26 261H27V258L29 259H31L33 256V254H31V253H33L32 251H30L29 249V246L30 245H27L28 246V248L27 247H23L22 245V243L21 242H19L18 241V243L17 244H15V243H11V241L9 240V241H7ZM42 245V244H41ZM59 245V246H58ZM102 245V244H101ZM190 245V246H189ZM228 245H230V246H234L233 248H227L226 246H228ZM51 246V247H52ZM55 246V247H56ZM65 246V247H64ZM72 246V245H71ZM76 246V245H75ZM74 246V247H75ZM114 246H116V247H114ZM244 246H246V245H244ZM254 246V245H253ZM19 247H21L20 249H19ZM50 247V246H49ZM73 247V248H74ZM25 250H24V249ZM33 248V247H32ZM32 248H31V250H32ZM36 248V249H37ZM180 249H181V247H179ZM250 248H253V247H250ZM255 248V247H254ZM18 249V251H15V250H17ZM62 249V248H61ZM153 249V248H152ZM151 249V250H152ZM184 249H186V247L184 248ZM183 249V250H184ZM34 250V249H33ZM65 250V249H64ZM73 250V249H72ZM61 251V250H60ZM66 251V250H65ZM254 251V252H253ZM23 252V253H22ZM29 252H30V254H31V257L29 256ZM34 252H36V253H38L39 252V250H38V252L37 251H34ZM64 251H62L61 253H63ZM138 252V251H137ZM179 252V253H178ZM207 252H208V254H207ZM43 253V252H42ZM64 253H66V252H64ZM63 253V254H64ZM94 253V252H93ZM181 253H182V251H181ZM21 254V255H20ZM39 254V253H38ZM97 254V253H96ZM262 254H264V253H262ZM28 255V257L27 258H24V257H26V256ZM46 255V254H45ZM100 255V254H99ZM132 256L134 255V254H131ZM152 255V254H151ZM157 256L158 258H155L154 256ZM259 255H260V253H259ZM48 256V255H47ZM92 256H93V254H92ZM96 256V255H95ZM94 256V257H95ZM101 256V255H100ZM135 256H137V255H135ZM144 256H146V255H144ZM213 256V257H212ZM1 258V257H0ZM17 258L15 259V260H17ZM34 259H35V261L37 262L38 260V258L37 257H33ZM43 258V257H42ZM41 258V259H42ZM54 258V259H53ZM45 259V258H44ZM51 259V257H49V260ZM98 259V258H97ZM40 260V259H39ZM43 260V259H42ZM46 260H48V259H46ZM71 260V259H70ZM102 260H99V261H101V263H105L106 264V262L105 261H103L102 262ZM208 260L210 261L209 263H208ZM51 261V260H50ZM92 261V260H91ZM97 261V260H96ZM45 262V261H44ZM70 262V261H69ZM93 262V261H92ZM164 262H163V264H164ZM5 262H4V260L1 258L0 259V264H4ZM45 263H47V262H45ZM100 263V262H99ZM100 263V264H101ZM213 263V264H214ZM12 264H14V263H12ZM264 264V263H263Z\"/></svg>",
    "mask_w": 264,
    "mask_h": 264
}]
</instances>
